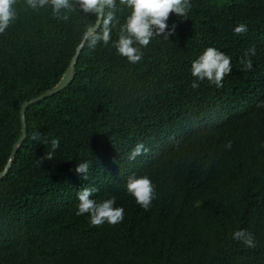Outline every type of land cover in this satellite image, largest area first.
Listing matches in <instances>:
<instances>
[{"label":"trees","instance_id":"obj_1","mask_svg":"<svg viewBox=\"0 0 264 264\" xmlns=\"http://www.w3.org/2000/svg\"><path fill=\"white\" fill-rule=\"evenodd\" d=\"M116 3L108 44L90 46L96 16L78 4L63 20L16 0L0 34V264H264V0H190L187 18L170 15L169 40L136 45L137 63L115 47L130 14ZM240 24L247 31L236 34ZM207 47L230 57L223 87L191 73ZM72 63L64 88L26 108L11 157L21 105ZM141 142L148 151L130 160ZM145 175L155 188L148 209L126 187ZM84 187L97 202L114 197L124 219L94 226L77 215ZM239 230L255 247L234 238Z\"/></svg>","mask_w":264,"mask_h":264},{"label":"clouds","instance_id":"obj_2","mask_svg":"<svg viewBox=\"0 0 264 264\" xmlns=\"http://www.w3.org/2000/svg\"><path fill=\"white\" fill-rule=\"evenodd\" d=\"M16 0H0V34L17 18V12L14 5ZM28 7L39 9L45 6H51L53 15L58 19L67 20L68 12L75 11V5L83 13H92L96 16L95 24L90 25L86 30V38L90 46L102 41L108 44L111 40L112 29L119 23L114 9L117 8L116 0H26ZM119 4L130 10L124 24L119 29V37L115 47L120 55L126 57L131 63H137L142 59L140 48L149 45L152 38L162 36L169 40V36L174 35L175 25L169 29L167 21L170 15L175 13L178 16L187 18V12L190 8V0H119ZM102 29V31H101ZM247 31L244 24L234 28L236 34ZM255 55V47H252L245 53ZM246 70L252 68L251 60L241 61ZM232 70L231 60L228 55L215 47H207L202 54L191 64V73L199 80L205 78L214 83L218 88L223 87V79ZM199 85L193 83L192 87ZM34 141L39 140L43 144L49 141L43 137V134L36 132L33 134ZM50 146L52 151L45 153V158L53 159L54 151L59 147V138L51 139ZM230 142L227 147H230ZM148 149L141 142L137 143L129 154V159L134 160L137 156L146 153ZM75 171L83 174L87 179L89 164L87 162L78 163ZM127 191L135 198L137 204L148 209L155 197V188L148 176H130L126 182ZM94 188L84 187L77 193L79 207L77 215L88 214L90 223L99 226L107 221L115 225L124 219L123 207L115 206V198H109L97 202L92 199ZM234 238L242 240L248 247H255L254 238L245 230H239L234 233Z\"/></svg>","mask_w":264,"mask_h":264},{"label":"water","instance_id":"obj_3","mask_svg":"<svg viewBox=\"0 0 264 264\" xmlns=\"http://www.w3.org/2000/svg\"><path fill=\"white\" fill-rule=\"evenodd\" d=\"M80 48H78L79 50ZM76 59V56H74L73 58V62L74 60ZM72 74H73V63L69 66V68L65 71V73L63 74L60 82L58 85H56L54 88L50 89V90H47L46 92L40 94L39 96L35 97V98H32L31 100L29 101H26L24 102L22 105H21V108H20V116H21V121H22V133H21V136L20 138L17 140V142L13 145V149L11 151V157H13L15 155V152H16V149H17V145L19 143H21L26 135V127H25V122H24V113H25V110L26 108L32 104V103H35L45 97H47L48 95H51L55 92H57L58 90L64 88L70 81H71V78H72ZM4 173V172H3ZM2 173V174H3Z\"/></svg>","mask_w":264,"mask_h":264}]
</instances>
